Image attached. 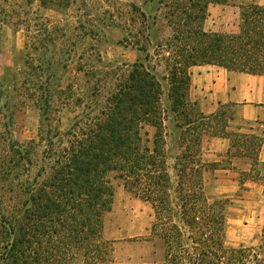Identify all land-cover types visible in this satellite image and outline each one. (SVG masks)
<instances>
[{"label": "trees", "instance_id": "trees-1", "mask_svg": "<svg viewBox=\"0 0 264 264\" xmlns=\"http://www.w3.org/2000/svg\"><path fill=\"white\" fill-rule=\"evenodd\" d=\"M226 1L146 0L150 8L136 18L135 61L106 78V94L86 101L64 129L49 116V81L39 86L38 168L31 172L30 148L11 141L13 165L0 178V264H110L113 241L103 232L111 175L150 205L148 239L161 242L163 264H264V234L257 247L227 244L228 199L209 201L205 192V174L219 162L203 159L205 137L228 138L227 160L250 161L241 182L262 180L264 190V121H256L259 131L227 130L232 104L204 114L189 97L193 65L264 74V5L241 4L236 32L204 29L208 7ZM7 13L0 25L10 22ZM161 19L170 29L163 40L156 35Z\"/></svg>", "mask_w": 264, "mask_h": 264}, {"label": "rangeland", "instance_id": "rangeland-1", "mask_svg": "<svg viewBox=\"0 0 264 264\" xmlns=\"http://www.w3.org/2000/svg\"><path fill=\"white\" fill-rule=\"evenodd\" d=\"M242 1L211 4L205 27L218 20L224 32L230 31L237 24V6ZM45 3L0 0V17L4 11L10 14V22L0 25V92L3 83L7 85L4 88L7 98L4 95L1 99L5 103H0L2 179L6 178L3 172L7 174L13 165V157L8 153L11 141L30 148L32 173L40 163L44 142L38 136L42 119L36 103L39 86L49 81L51 122L60 129L66 128L86 101L106 94L111 84L106 78L135 61L137 53L132 44L140 34L137 33L138 9L150 8L146 0H45ZM19 17L27 23L16 25ZM26 26L30 27L29 31L25 30ZM157 28L156 35L163 40L170 31L164 19ZM93 89L102 92L99 95ZM230 110L233 114L227 130L236 126L258 128V131L262 128L257 123L237 120L233 106ZM213 162L219 163L214 171L205 174V192L209 201L228 199L227 244L261 245L263 181L245 178L241 182L240 172L249 168L250 161H229L224 157ZM260 162L263 169L264 161ZM111 182L113 203L105 216L103 233L113 241L112 264H163L161 242L148 239L153 219L150 205L127 192L122 181L113 175ZM3 195L0 191V197Z\"/></svg>", "mask_w": 264, "mask_h": 264}, {"label": "crops", "instance_id": "crops-1", "mask_svg": "<svg viewBox=\"0 0 264 264\" xmlns=\"http://www.w3.org/2000/svg\"><path fill=\"white\" fill-rule=\"evenodd\" d=\"M252 2L264 5V0H243L237 6V24L230 31L224 32L226 30L218 24V20L206 28L207 18L203 24L204 29L219 33L238 31L240 5ZM189 72L191 78L189 97L197 102L202 113L211 114L222 104H232L237 120L253 123L264 121V74L229 71L212 64L193 65ZM204 142V160L213 162L226 157L230 145L228 138L206 137ZM259 161H264V145L259 151Z\"/></svg>", "mask_w": 264, "mask_h": 264}]
</instances>
